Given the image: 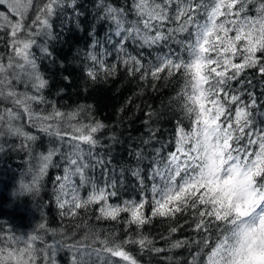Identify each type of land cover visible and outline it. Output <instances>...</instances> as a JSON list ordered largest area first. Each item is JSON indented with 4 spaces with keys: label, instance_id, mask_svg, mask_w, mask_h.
Listing matches in <instances>:
<instances>
[{
    "label": "snow or ice",
    "instance_id": "6c2138e0",
    "mask_svg": "<svg viewBox=\"0 0 264 264\" xmlns=\"http://www.w3.org/2000/svg\"><path fill=\"white\" fill-rule=\"evenodd\" d=\"M249 2L132 0L131 10L137 19L131 23L127 9L100 5L103 17L114 25V35L119 39L112 46L129 76L139 74L144 81L150 77L153 81L181 82L173 99L189 120L190 130L177 122L174 150L165 153L163 147L156 149L149 162L148 180L152 216L176 217L191 210L198 238L173 241L165 249L155 247L151 239L139 232L137 238L128 235L119 240L118 229L103 232L85 222L87 230L83 236L76 238V231L68 234L60 229L62 239L48 243L40 233L56 236L57 230L40 223L26 239L0 235V264H40L41 254L43 264H56L62 250L69 252V264H119L115 258L138 264L125 245H139L142 251L156 254L195 245L199 250L189 253L186 264H264V128L255 127L253 110L258 113L259 107L255 93L247 92L249 99L245 102L243 93L231 85L246 69H256L264 76V55H258L264 54V0H258L255 17L246 14ZM0 6L7 8V12H0V43L7 49L0 53V100L12 104L0 108V136L23 137L26 142L21 147L29 148L27 141H35L36 137L16 123L27 116L32 126L39 124L41 131L67 146L69 150L62 154L66 160L64 175L56 177L59 183L55 189L62 219L76 220L79 210L88 213L91 205L99 204L97 221L119 224L120 214L127 213L128 218L123 221L125 231L132 225L142 229L151 223L143 212L148 202L146 195L139 202L133 199L124 200L122 205L109 204V199L119 192L115 181H106L103 187L92 182L87 198L80 196L79 189L90 183L86 170L105 167V161L94 155L99 145L95 134L105 125L80 121L85 111L82 107L63 112L53 104L47 114L34 110V105L47 103L43 90L48 81L41 74L32 49L39 48L40 58L51 55L45 46L47 41L41 44L39 40L52 38L51 17L71 4L68 0H0ZM31 11L35 14L29 23ZM166 24L172 26L165 31ZM129 40L141 49L167 50L158 52L145 65L140 58L143 53L134 56L126 52ZM107 54L86 53L91 66H86L85 71L93 82L100 73L107 77L118 70V65L105 63ZM236 57H242L240 63L235 62ZM14 82L23 83L26 90L18 92ZM244 83L241 81V87ZM29 87L31 91L27 90ZM147 115L151 119L153 113ZM62 127L71 131H62ZM155 135L150 132V138ZM83 145L88 146L87 150ZM57 154L59 147L42 155L38 173L28 184L21 182L20 187L38 191L39 180ZM137 156L140 159L143 154ZM89 160L96 163L90 164ZM132 174L144 187L140 170ZM76 176L79 185L73 180ZM76 228H80L79 223ZM177 230L172 227L170 232ZM37 242L43 247L38 248ZM206 249L210 250L205 252Z\"/></svg>",
    "mask_w": 264,
    "mask_h": 264
},
{
    "label": "trees",
    "instance_id": "16d2710c",
    "mask_svg": "<svg viewBox=\"0 0 264 264\" xmlns=\"http://www.w3.org/2000/svg\"><path fill=\"white\" fill-rule=\"evenodd\" d=\"M71 4L63 11L51 17L52 38H41L39 43L44 44L51 53L46 58L42 56L38 47L32 49L38 57L37 63L43 77L48 81L43 95L46 104L34 105V110L47 114L54 104L60 111L69 112L78 108H84L79 120L84 123L99 121L105 127L96 133L99 145L94 150V155L105 161V167L100 166L87 169L90 183L81 187V198H87L92 190L91 183L103 187L105 182H116L117 197L109 199L112 205L123 204L124 200H136L139 202L142 195L147 196L148 202L143 208L146 217L151 218V223L145 224L142 229L132 225L125 231L123 221L128 218L127 213L120 214L121 222L95 219L99 214V204L90 206L91 211L85 213L79 210L80 215L73 220L71 217L60 216V209L56 203L55 189L58 187L57 176L64 175L66 160L63 153L69 149L54 137H49L41 131L37 124L35 127L28 122L27 116L16 123L23 127L29 135L36 137L35 141H27L29 148H22L26 141L23 137L11 135L0 136V235L5 238L20 237L26 239L28 235L37 231L40 223H46L49 229H56L57 235L40 233L48 243L62 239L60 229L71 234L77 232L76 238L83 236L88 226L107 232L109 229H118L117 239L124 240L128 235L137 238V233L147 236L155 247L167 249L169 244L177 240H196L198 234L194 231L191 210L187 213L177 214L176 217L152 216L151 181L148 180L149 162L156 149L163 147L165 153L174 150L175 130L177 122L181 121L186 130H190V122L176 106L174 97L180 90L181 82L176 79L153 81L149 77L147 81L141 80L139 74L129 76L125 66L117 59L113 44L117 37L114 35L113 23L103 17L102 4H111L116 8L127 9L129 23L137 18L132 9V0H68ZM258 0H250L247 5L248 16H257ZM0 12H7L6 6H0ZM29 13V20L34 16ZM15 19V18H14ZM172 25L166 24L164 30ZM2 34V33H0ZM234 35V33H232ZM111 37V42L109 41ZM173 48L176 45H172ZM167 48L141 49L136 43L129 40L126 52L139 56L145 65L154 60L160 51ZM7 49L0 43V53ZM92 51L99 55L102 51L108 53L104 56L105 63L109 66L116 64L118 70L107 77L100 73L98 79L93 82L87 77L85 68L91 66L86 59V53ZM258 55H264L259 54ZM242 57H236L235 62L240 63ZM241 81H244L241 87ZM251 81V83H248ZM15 83V82H14ZM156 85L155 89L153 85ZM232 88L242 94V99L247 102V92H254L258 103V113H264V76L256 69H246L236 81L231 82ZM18 92L25 91L23 83H15ZM31 91L30 87L27 89ZM12 107L8 101L0 100V108ZM19 110V109H18ZM234 111V107H233ZM255 115V127L264 128V115L253 110ZM152 112L151 119L147 113ZM76 121H74L75 123ZM62 131H71L62 127ZM156 133L150 138V132ZM65 139H68L66 137ZM147 141V143H145ZM60 148V154L52 157V162L45 174L38 182V191H26L20 187L21 182L28 184L33 176L38 173L40 157L47 155L49 150ZM87 150L88 146L83 145ZM142 153L138 159L137 154ZM95 164V160H89ZM137 169L144 178L145 185L141 186L139 180L132 173ZM79 185V177H73ZM80 224L77 230L76 225ZM172 227H177L175 233L170 232ZM215 235L213 236V242ZM37 247H43L37 242ZM125 249L132 254L138 264H186L190 259V252L199 249L192 245L172 249L160 254L149 250H141L139 245H125ZM210 249H206L209 251ZM203 255V254H202ZM167 257H172L171 260ZM119 264H126L120 260ZM70 254L62 250L57 254L56 264H69ZM40 264H43L42 254Z\"/></svg>",
    "mask_w": 264,
    "mask_h": 264
},
{
    "label": "rangeland",
    "instance_id": "374dc122",
    "mask_svg": "<svg viewBox=\"0 0 264 264\" xmlns=\"http://www.w3.org/2000/svg\"><path fill=\"white\" fill-rule=\"evenodd\" d=\"M37 2H39V0H37ZM32 12H34V11H31L30 13H32Z\"/></svg>",
    "mask_w": 264,
    "mask_h": 264
}]
</instances>
